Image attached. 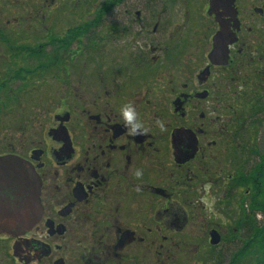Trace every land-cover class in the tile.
<instances>
[{
  "label": "flooded vegetation",
  "instance_id": "flooded-vegetation-1",
  "mask_svg": "<svg viewBox=\"0 0 264 264\" xmlns=\"http://www.w3.org/2000/svg\"><path fill=\"white\" fill-rule=\"evenodd\" d=\"M259 141L264 0H0V224L26 198L16 159L40 184L0 264H239Z\"/></svg>",
  "mask_w": 264,
  "mask_h": 264
},
{
  "label": "water",
  "instance_id": "water-1",
  "mask_svg": "<svg viewBox=\"0 0 264 264\" xmlns=\"http://www.w3.org/2000/svg\"><path fill=\"white\" fill-rule=\"evenodd\" d=\"M226 40L225 34L223 32L218 33L214 38V48L211 54L210 61L212 64L216 65H224L227 62V49L229 43ZM14 169L16 171V182L15 189L17 193H21L25 195V199L23 203L17 204V211L6 216L3 221L4 224H0V230L4 232L16 231L21 228H28L34 224V216L37 217L39 210V202H38V192L40 184L33 178L31 180L28 175V168L25 166V163L19 159H16L14 162ZM28 180V181H27ZM29 209L32 214V218L30 223L27 224H17L15 221H19L23 216L20 212ZM40 212V210H39ZM12 221L11 224H9Z\"/></svg>",
  "mask_w": 264,
  "mask_h": 264
},
{
  "label": "trees",
  "instance_id": "trees-1",
  "mask_svg": "<svg viewBox=\"0 0 264 264\" xmlns=\"http://www.w3.org/2000/svg\"><path fill=\"white\" fill-rule=\"evenodd\" d=\"M263 193L257 194V196ZM257 211L264 213V196H260L256 200ZM255 237V250L252 256H254L255 264H264V224L261 227L256 228Z\"/></svg>",
  "mask_w": 264,
  "mask_h": 264
},
{
  "label": "clouds",
  "instance_id": "clouds-1",
  "mask_svg": "<svg viewBox=\"0 0 264 264\" xmlns=\"http://www.w3.org/2000/svg\"><path fill=\"white\" fill-rule=\"evenodd\" d=\"M120 114L123 117L126 125L132 126L131 130L134 134L139 133L142 130V124L137 119V113L130 103L121 107ZM140 174L141 173L139 171L136 173L137 176Z\"/></svg>",
  "mask_w": 264,
  "mask_h": 264
},
{
  "label": "rangeland",
  "instance_id": "rangeland-1",
  "mask_svg": "<svg viewBox=\"0 0 264 264\" xmlns=\"http://www.w3.org/2000/svg\"><path fill=\"white\" fill-rule=\"evenodd\" d=\"M73 2V1H72ZM74 3V2H73ZM73 3H70V2H66L65 6H64V9L65 10H74V9H77V8H74L73 6ZM80 8H84V7H80ZM247 82L248 81H242L240 82L242 85H247ZM240 83L238 85H240ZM261 144L264 145V141H259ZM238 261H239V264H255V260H254V256H251V257H244L243 255H239L238 257Z\"/></svg>",
  "mask_w": 264,
  "mask_h": 264
}]
</instances>
